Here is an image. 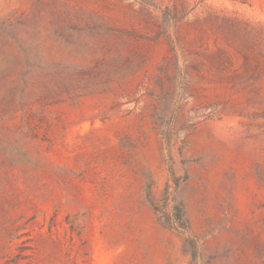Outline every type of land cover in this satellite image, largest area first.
<instances>
[{
	"label": "rangeland",
	"instance_id": "obj_1",
	"mask_svg": "<svg viewBox=\"0 0 264 264\" xmlns=\"http://www.w3.org/2000/svg\"><path fill=\"white\" fill-rule=\"evenodd\" d=\"M0 264H264V0H0Z\"/></svg>",
	"mask_w": 264,
	"mask_h": 264
},
{
	"label": "trees",
	"instance_id": "obj_2",
	"mask_svg": "<svg viewBox=\"0 0 264 264\" xmlns=\"http://www.w3.org/2000/svg\"><path fill=\"white\" fill-rule=\"evenodd\" d=\"M164 205V206H163ZM170 204L167 203V201L165 202V204H162L161 206H156L155 205V209L156 212L158 214H163L165 215V221H163V224H166L168 227H174V229H179V227L181 228V226H185V224L183 223V216L181 215V213L179 212V210L177 209V207L175 205L171 206V210L170 212H166L167 211V207Z\"/></svg>",
	"mask_w": 264,
	"mask_h": 264
}]
</instances>
